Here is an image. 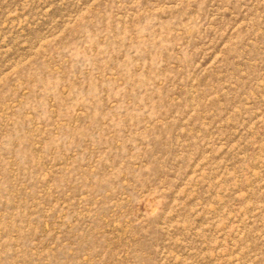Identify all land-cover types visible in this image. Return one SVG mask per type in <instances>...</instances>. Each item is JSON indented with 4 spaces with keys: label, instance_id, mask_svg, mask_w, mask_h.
Masks as SVG:
<instances>
[{
    "label": "rangeland",
    "instance_id": "rangeland-1",
    "mask_svg": "<svg viewBox=\"0 0 264 264\" xmlns=\"http://www.w3.org/2000/svg\"><path fill=\"white\" fill-rule=\"evenodd\" d=\"M0 264H264V0H0Z\"/></svg>",
    "mask_w": 264,
    "mask_h": 264
}]
</instances>
